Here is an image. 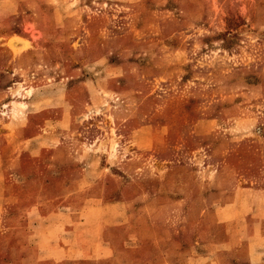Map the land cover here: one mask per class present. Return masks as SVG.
<instances>
[{"label": "rangeland", "instance_id": "1", "mask_svg": "<svg viewBox=\"0 0 264 264\" xmlns=\"http://www.w3.org/2000/svg\"><path fill=\"white\" fill-rule=\"evenodd\" d=\"M0 264H264V0H0Z\"/></svg>", "mask_w": 264, "mask_h": 264}]
</instances>
